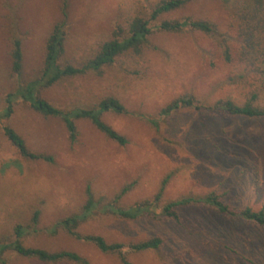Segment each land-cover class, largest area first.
I'll return each mask as SVG.
<instances>
[{
    "label": "rangeland",
    "instance_id": "1",
    "mask_svg": "<svg viewBox=\"0 0 264 264\" xmlns=\"http://www.w3.org/2000/svg\"><path fill=\"white\" fill-rule=\"evenodd\" d=\"M160 1L0 0V244L16 240L15 228L23 225L27 246L76 251L92 264H124L119 253L103 252L65 229L52 230L59 220L81 212L90 192L101 204L79 231L124 243L123 254L134 264H264V226L205 205L182 208L181 222L163 214L170 201L212 191L238 208L264 207V119L205 108L221 98L243 102L252 89L261 91L264 103V80L245 75L237 59L241 39L233 0H193L153 21L142 57L123 55L100 72L39 88L40 97L65 110L90 108L110 96L120 99L126 112L107 111L102 118L128 139L126 144L109 138L88 118L76 120L79 135L72 142L61 118L43 115L20 96L11 116L1 115L9 93L42 75L47 36L64 11L68 26L59 62L81 65L116 29L126 30L138 15L150 17ZM186 18L209 20L216 33L157 28L164 19ZM16 38L23 44L21 75L13 71L10 55ZM185 95L200 107L158 114ZM6 126L17 130L31 151L52 155L54 161L23 157L6 136ZM165 179L162 199L151 214L126 219L102 210L109 202L128 207L152 200ZM127 185L132 187L116 201ZM155 236L163 239L157 249L130 247ZM2 259L73 264L43 262L12 249L0 253V264Z\"/></svg>",
    "mask_w": 264,
    "mask_h": 264
},
{
    "label": "trees",
    "instance_id": "2",
    "mask_svg": "<svg viewBox=\"0 0 264 264\" xmlns=\"http://www.w3.org/2000/svg\"><path fill=\"white\" fill-rule=\"evenodd\" d=\"M193 0H161L153 8L150 17L136 16L128 24L126 30L121 27L115 30L113 36L99 44L93 56L81 65L68 63L62 65L59 60L65 52L66 30L68 26L67 12L64 11L63 19L57 21L47 36L46 54L44 59V69L42 75L24 85H20L14 93L7 96V107L1 114L9 117L13 113V102L17 97L24 98L31 106L45 116H55L61 118L68 129L69 137L72 142L78 139L79 131L76 120L82 118L90 119L94 125L109 138L126 144L128 139L112 126L107 124L103 118V113L114 111L117 113L126 112L123 102L113 96L102 99L97 105L90 108H74L65 110L52 104L50 101L38 95L39 88L49 87L65 77H75L85 75L91 71L100 72L105 67L112 65L123 55L133 57H142L148 47L149 37L153 33V21H156L161 15L176 11ZM232 13L236 22L238 36L241 39V45L237 53V59L245 68V75L254 74L255 77L264 80V0H233ZM157 28L167 32H181L186 28L199 30L209 35L216 33V25L205 19L186 18L164 19ZM12 59V69L17 74H22L23 68V44L21 38L13 40V46L10 52ZM225 57L231 61L230 49L225 50ZM244 74L242 77H246ZM197 100L190 95L179 97L165 107L158 114L169 116L182 108L197 107ZM200 107V106H199ZM207 110H220L233 116H242L250 119H264V103L261 101V91L252 89L248 97L243 102H237L231 97L221 98L213 104L205 107ZM157 125V124H156ZM5 134L20 154L27 158L53 162L52 155L33 152L28 147L25 138L14 128L6 126ZM168 179L162 183L161 189L152 200H144L128 207L118 206L116 202H109L103 205L102 210L105 213L114 214L126 219H137L141 216L153 213L154 208L160 202L163 196L165 185ZM132 185H127L116 197L119 200L123 194L127 193ZM101 200H96L89 192L86 204L81 212L59 220L52 228L56 232L59 228L65 229L69 234L78 240L94 243L103 252H116L121 256L124 264H134L123 254L125 247L121 242H108L102 235L83 234L79 231V226L89 220L99 209ZM192 205H205L212 207L215 211L228 217H235L246 220L257 225L264 226V207L254 209L251 206L235 207L224 201L219 193L212 191L202 196H187L168 202L163 208V214L170 219L181 222L180 210ZM39 211L33 217L34 224L38 223ZM28 228L23 225H17L15 233L17 239L11 243L0 244V253L4 250L12 249L18 254L38 259L43 262H70L73 264H92L80 253L72 250H48L41 247L27 246L22 238L27 234ZM163 243L159 236L149 238L137 243H130L134 251H144L157 249ZM2 264H8L6 260H1Z\"/></svg>",
    "mask_w": 264,
    "mask_h": 264
}]
</instances>
